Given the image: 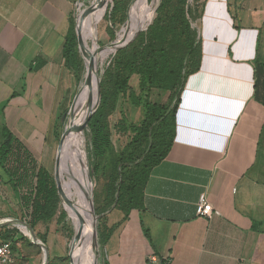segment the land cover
I'll list each match as a JSON object with an SVG mask.
<instances>
[{
    "label": "crops",
    "instance_id": "crops-1",
    "mask_svg": "<svg viewBox=\"0 0 264 264\" xmlns=\"http://www.w3.org/2000/svg\"><path fill=\"white\" fill-rule=\"evenodd\" d=\"M80 1L0 0V144L10 133L39 161L78 94L64 48ZM196 29L200 68L185 83L173 147L137 213L151 242L144 235L136 258L112 242L110 264H264V4L204 0ZM202 195L220 215L199 216ZM24 224L15 182L0 166V242L8 234L22 247L15 229L24 235Z\"/></svg>",
    "mask_w": 264,
    "mask_h": 264
},
{
    "label": "rangeland",
    "instance_id": "rangeland-1",
    "mask_svg": "<svg viewBox=\"0 0 264 264\" xmlns=\"http://www.w3.org/2000/svg\"><path fill=\"white\" fill-rule=\"evenodd\" d=\"M166 1H169L168 7L159 12L158 9ZM203 1L186 0V5L183 7L187 12L191 28L196 33V22L201 14ZM256 1L257 4H264V0ZM93 2L94 0H81L74 18L75 31L80 23L84 37L81 35V40L77 37V56L82 65L77 96L82 90L84 92L77 101V98L74 100L68 111L62 115L61 121H63V124H61V127L59 126V138L55 144L44 145L43 152L39 153L42 161L37 160L33 155L38 165L44 167L52 175L60 197L56 216L50 223L43 225V229L37 237L41 242L46 241L45 246L49 254L47 264H110L112 252H109V246L112 242V247L115 248L116 244L118 247L119 239H121L122 251L125 252L130 246L133 251V258L140 254L139 245H145L146 242L142 228L139 226L140 217L137 214L141 211H133L129 220L124 221V214L120 210L113 209L108 212L107 208H100L107 193L110 177L109 174L98 177L93 175L91 164L94 157L86 119L93 99L96 96L101 97L102 91L113 89L115 76L110 71V67L116 58L117 52L121 49H127L128 53H132L136 48L150 46L151 41L155 38L151 33L152 27L171 28L178 23L179 14L177 11L181 6V0H159L153 10L154 0H106L103 3L104 6L102 5L100 9H94ZM102 10L103 12H101ZM103 13L104 15H102ZM90 16H92L91 21H89ZM140 24L142 26L129 38L126 44L121 47H114L116 43L127 39L126 37L132 31H135V27L138 28ZM197 40H199L198 33ZM154 41L157 45L159 44L156 40ZM173 43H175L173 52L179 59L183 55L182 46L177 40ZM111 48L112 51H107ZM94 57L97 58L98 63L96 69L98 73L97 83L96 90L93 96L86 101V108L84 109L80 137L83 146L82 151L80 142L73 141L72 133L75 120L83 112L86 94L92 87ZM88 77L90 84L87 83ZM135 78H138L140 84L141 77L134 75L129 81V86L134 88L137 97H140L141 101L144 102L146 94L142 93L139 84L134 83ZM261 85L263 86L261 97L264 100V81ZM168 98L169 94L164 98V101H167ZM144 117V109L135 107L129 94L120 97L116 110L108 119L115 152L122 151L131 142L133 137L132 127L141 125ZM71 118L73 120L70 127ZM74 158H76L75 169L72 170ZM87 180L89 181L91 203L88 196ZM59 184L61 185L59 186ZM68 201L72 203V208L69 206ZM98 210L105 211L107 217L104 222L99 221ZM90 212L93 214V221L89 218ZM63 214H66L64 219L61 218ZM112 228L114 230L110 241L105 247H102L101 231L104 230L107 233ZM21 230L24 232L22 228ZM130 235H132V238L129 237ZM94 236H96L95 240ZM26 237L30 239L31 243H24L22 247L17 249L14 264H44L45 252L43 248L33 242L29 236ZM76 239H79L81 243L78 244ZM91 247H93L95 254L91 253ZM113 261H116L115 257Z\"/></svg>",
    "mask_w": 264,
    "mask_h": 264
},
{
    "label": "trees",
    "instance_id": "trees-1",
    "mask_svg": "<svg viewBox=\"0 0 264 264\" xmlns=\"http://www.w3.org/2000/svg\"><path fill=\"white\" fill-rule=\"evenodd\" d=\"M180 4L177 11L178 23L171 28H151L155 38L150 46L136 48L132 53H128L127 49L117 52L110 67L115 76L113 89L102 91L101 97L95 95L88 109L86 123L94 157L91 164L93 175L98 177L109 174L110 177L100 208H107L108 212L113 209L120 210L124 214V221L129 220L133 211L145 210L144 190L151 172L168 156L175 141L176 115L181 93L188 77L200 68L201 41L197 40V33L192 30L187 12L183 8L186 0H181ZM168 5L169 1L163 2L158 11L162 12ZM175 40L182 46L183 55L179 59L173 52ZM77 54L75 19H72L64 57L67 66L75 71L80 81L82 65ZM134 75L141 77L139 87L146 94L144 102L137 97L134 88L129 86ZM128 94L135 107L144 109L145 117L141 125L132 127L131 142L122 151L115 152L108 119L116 110L120 97ZM168 94V100L164 101ZM0 166L11 181L15 182V191L26 210L30 227L35 230L40 223H50L56 216L60 203L57 185L48 170L39 166L33 155L10 133L5 135L0 144ZM97 215L101 222L107 217L105 211L101 210H98ZM65 217L66 214L61 216L63 219ZM140 226L147 240L151 242L149 230L145 228L142 220ZM113 230L112 228L107 233L101 231L102 247L110 241ZM16 234H20L18 241L31 243L17 229ZM3 239V242H11L14 251H17L16 240L14 245L8 234ZM43 243L46 244V241Z\"/></svg>",
    "mask_w": 264,
    "mask_h": 264
},
{
    "label": "bare ground",
    "instance_id": "bare-ground-1",
    "mask_svg": "<svg viewBox=\"0 0 264 264\" xmlns=\"http://www.w3.org/2000/svg\"><path fill=\"white\" fill-rule=\"evenodd\" d=\"M106 0H94V6H93V8L94 9H100V8H102L101 6L103 5V3L105 2ZM158 1L159 0H154V3H153V7H152V10H153V8H154V6L158 3ZM104 6V5H103ZM103 10H104V8H103ZM103 10L101 11V12H103ZM97 13H98V11H97ZM92 16H90V18H89V21H91L92 19ZM88 19V18H87ZM142 26V24H140L139 26H138V28H136L135 27V31H132L126 38L127 39H129L136 31H138V29L140 28ZM81 35H82V32H81ZM82 37H83V35H82ZM84 38V37H83ZM113 49L111 48V49H109V50H107V51H112ZM94 60H96V66H94L93 65V67H94V72H93V83H92V87L90 88V91L86 94V97H85V104L83 105V112L78 116V118L75 120L76 122H75V124L78 122V121H80V123H82V121H83V117H84V109L86 108V101H87V98L91 95V94H93V92H95V90H96V83H97V75H98V73H97V65H98V63H97V58H93V62H94ZM104 62V61H103ZM91 77V78H92ZM87 83H89L90 84V79H89V77H88V81H87ZM79 103V102H78ZM77 106H79V105H77ZM79 111V110H78ZM74 114H76V113H74ZM77 115V114H76ZM72 117H73V114H72ZM72 120H73V118H71L70 119V127L72 126ZM73 137H72V139H73V141H78V142H80V148H81V150L83 151V146H82V144H81V133L80 134H78V133H75L74 132V130H73ZM75 161H76V158H74V162H73V165H72V170H74L75 169ZM87 182V187H88V196H89V190H90V187H89V181L87 180L86 181ZM86 184V183H85ZM87 198V197H86ZM84 200V199H83ZM89 201H90V199H89ZM91 203V202H90ZM83 204V203H82ZM85 205V204H84ZM83 207V206H82ZM79 209V208H78ZM82 209V208H81ZM86 210V209H85ZM91 211V210H90ZM80 213V212H79ZM83 214H84V212H83ZM89 218L93 221L94 220V217H93V214H92V212H90V214H89ZM89 219V220H90ZM88 220V219H87ZM79 222V221H78ZM80 223V222H79ZM85 223H86V221H85ZM78 227V226H77ZM79 229H80V227H79ZM81 230V229H80ZM84 231V230H83ZM87 232V231H86ZM84 233V232H83ZM80 235V234H79ZM98 237V236H97ZM81 239V238H80ZM96 239V236H94V240ZM76 242L79 244V243H81V241L79 240V239H76ZM97 242V241H96ZM82 245V244H81ZM91 253L92 254H95V252H94V250H93V247H91ZM93 261V260H92Z\"/></svg>",
    "mask_w": 264,
    "mask_h": 264
},
{
    "label": "built area",
    "instance_id": "built-area-1",
    "mask_svg": "<svg viewBox=\"0 0 264 264\" xmlns=\"http://www.w3.org/2000/svg\"><path fill=\"white\" fill-rule=\"evenodd\" d=\"M199 216L212 218L214 215H220L208 202L206 196L202 195L199 201ZM22 229L26 227L21 226ZM27 230V229H26ZM16 262V252L11 242H0V264H14Z\"/></svg>",
    "mask_w": 264,
    "mask_h": 264
},
{
    "label": "water",
    "instance_id": "water-1",
    "mask_svg": "<svg viewBox=\"0 0 264 264\" xmlns=\"http://www.w3.org/2000/svg\"><path fill=\"white\" fill-rule=\"evenodd\" d=\"M76 33H77V37H78V39L81 40V25H80V23H79V25H78V27H77V29H76ZM128 40H129V39L122 40V41L116 43V44L114 45V47H116V46L121 47L123 44L127 43ZM93 65L96 66V60H94ZM83 92H84V90H82V91L80 92V94L76 97L77 99L75 98L76 101L82 96ZM93 94H94V92H93ZM93 94H91V95L87 98V100L90 99V98L93 96ZM76 101H75V103H76ZM75 103H74V105H75ZM64 117H65V116H64ZM64 117H63V120H64ZM78 119H79V118H78ZM81 131H82V125H81L80 121H78V122L74 125V132L80 134ZM60 185H61V184H59V186H60ZM89 191H90V190H89ZM89 199H90V202H91V194H90V192H89ZM68 204H69V206L72 208V203H71L70 201H68ZM22 226H25L26 229H27L28 232H29L28 235H27L25 232H23L24 235H25V236H29V237L32 239L33 242H35L38 246H40V247L43 248V250H44V252H45V261H44V264H47L48 259H49V254H48V251H47V249H46L45 244L36 238L35 233H34L33 229L30 227L29 224H24V225H22ZM160 264H162V263H160Z\"/></svg>",
    "mask_w": 264,
    "mask_h": 264
}]
</instances>
